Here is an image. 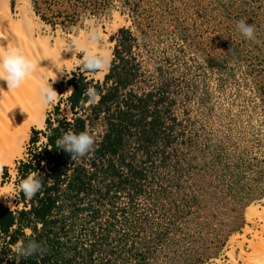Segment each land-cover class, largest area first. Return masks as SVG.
<instances>
[{
    "label": "rangeland",
    "instance_id": "rangeland-1",
    "mask_svg": "<svg viewBox=\"0 0 264 264\" xmlns=\"http://www.w3.org/2000/svg\"><path fill=\"white\" fill-rule=\"evenodd\" d=\"M20 3L8 2L13 21H18ZM28 4L40 35L48 37L50 45L59 39L63 49L69 48L95 29L102 37L95 51L107 50L112 61L117 45L119 55L130 60L135 92L151 86L167 92L175 138L168 148L170 160L152 173L158 178L153 186L158 192L156 214L140 223L143 231L123 223L132 222L131 216L114 220L105 239L93 248L92 264H227L230 238L245 228L250 204L264 198V0H28ZM241 19L255 26V41H246L236 31ZM68 53H73L72 60ZM65 57L70 69L63 68L60 80L52 84L58 99L45 115L52 125L71 118L66 99L72 76L101 83L109 70L85 71L78 49L69 48ZM45 131L46 124L42 129L32 127L21 156L4 165L0 186L15 195L0 205L10 210L21 207L15 204L16 170L44 143Z\"/></svg>",
    "mask_w": 264,
    "mask_h": 264
},
{
    "label": "trees",
    "instance_id": "trees-1",
    "mask_svg": "<svg viewBox=\"0 0 264 264\" xmlns=\"http://www.w3.org/2000/svg\"><path fill=\"white\" fill-rule=\"evenodd\" d=\"M131 66L115 45L101 83L81 75L68 82L70 120L58 119L55 125L46 120L44 143L30 151L16 170L19 184L36 172L42 190L31 199L18 192L15 204L20 208L0 205V264H17L10 259L15 256L12 247L30 239L47 252L21 258L19 264H92V250L105 239L114 220L131 216L132 222L123 223L136 232L143 231L140 223L156 214L153 203L158 192L153 186L158 178L152 173L170 160L168 148L175 132L166 88L135 92ZM90 87L99 95L98 102L88 103L85 90ZM70 130L89 132L95 138L94 152L73 161L57 148V139Z\"/></svg>",
    "mask_w": 264,
    "mask_h": 264
},
{
    "label": "bare ground",
    "instance_id": "bare-ground-1",
    "mask_svg": "<svg viewBox=\"0 0 264 264\" xmlns=\"http://www.w3.org/2000/svg\"><path fill=\"white\" fill-rule=\"evenodd\" d=\"M8 2L0 0V49H20L39 63V69L37 75L27 78L19 88L8 89L7 83L0 81V156L4 165H11L13 159L21 156L31 128L42 129L45 124L48 109H42L36 97L39 80L45 78L56 84L61 78V70L71 66L65 57L69 49H63L64 41L57 39L50 45L49 38L40 35L28 0H21L16 8L18 21L12 20ZM95 46H92L94 51ZM68 54L72 60L73 53ZM0 190L9 194L1 186ZM6 197L0 196V204ZM245 220L242 233H235L236 236L229 240V249L225 252L227 264H253L257 257H264V198L250 204Z\"/></svg>",
    "mask_w": 264,
    "mask_h": 264
},
{
    "label": "clouds",
    "instance_id": "clouds-1",
    "mask_svg": "<svg viewBox=\"0 0 264 264\" xmlns=\"http://www.w3.org/2000/svg\"><path fill=\"white\" fill-rule=\"evenodd\" d=\"M236 31L239 32L246 41H255L256 29L246 20L241 19L236 23ZM102 37L100 33L93 29L84 34L81 39L74 40L71 47L74 52L78 49L83 53L81 67L91 73H102L105 69L111 66V55L107 50L94 51L93 45H98ZM66 48V49H69ZM39 63L27 57L20 49L10 47L0 49V81L7 83L8 89L19 88L21 84L29 77L35 76L38 73ZM63 71V70H61ZM56 79V78H55ZM53 79L52 81H54ZM85 95L89 98L88 103L98 102L99 95L94 88H87ZM37 102L42 109H47L53 106L58 99V93L52 87L50 80L41 78L36 88ZM95 138L87 131L74 133L68 131L62 137L57 139L56 147L63 149L70 154L71 160L83 158L94 152ZM4 167L3 158L0 156V170ZM42 181L36 172H33L23 179L19 184V192L26 198L31 199L42 190ZM15 194H7L0 190V196H14ZM28 231V230H26ZM14 257L17 264L21 258L27 259L37 253L43 255L47 249L35 240L18 241L13 247ZM253 264H264V257H257Z\"/></svg>",
    "mask_w": 264,
    "mask_h": 264
}]
</instances>
